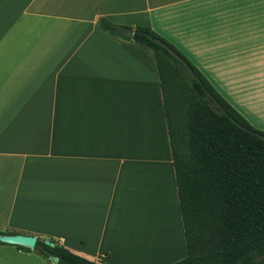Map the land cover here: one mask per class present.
I'll list each match as a JSON object with an SVG mask.
<instances>
[{
    "label": "crops",
    "instance_id": "crops-1",
    "mask_svg": "<svg viewBox=\"0 0 264 264\" xmlns=\"http://www.w3.org/2000/svg\"><path fill=\"white\" fill-rule=\"evenodd\" d=\"M100 16L151 27L213 86L254 85L220 92L264 131V0H0V230L168 264L187 248L156 61ZM0 264L49 263L6 243Z\"/></svg>",
    "mask_w": 264,
    "mask_h": 264
},
{
    "label": "trees",
    "instance_id": "trees-1",
    "mask_svg": "<svg viewBox=\"0 0 264 264\" xmlns=\"http://www.w3.org/2000/svg\"><path fill=\"white\" fill-rule=\"evenodd\" d=\"M98 24L154 54L187 248L186 256L168 264H264V131L151 27L135 25L126 36L120 27L128 26L104 16ZM50 240L54 245L37 237L33 249L13 245L49 264L51 256L56 264H107Z\"/></svg>",
    "mask_w": 264,
    "mask_h": 264
},
{
    "label": "water",
    "instance_id": "water-1",
    "mask_svg": "<svg viewBox=\"0 0 264 264\" xmlns=\"http://www.w3.org/2000/svg\"><path fill=\"white\" fill-rule=\"evenodd\" d=\"M120 32L126 36H132L133 29L129 27L120 28ZM37 236L35 234H24V233H0V241L9 244H17L29 249H33L35 246ZM46 244L54 245V242L49 238L44 239ZM50 261L52 263L57 262V257L51 256Z\"/></svg>",
    "mask_w": 264,
    "mask_h": 264
},
{
    "label": "rangeland",
    "instance_id": "rangeland-1",
    "mask_svg": "<svg viewBox=\"0 0 264 264\" xmlns=\"http://www.w3.org/2000/svg\"><path fill=\"white\" fill-rule=\"evenodd\" d=\"M217 87V88H216ZM214 88L224 97L222 93H225L223 89H227V96H234L236 97L235 99L238 100L239 95H249V93L252 92V90L255 88L254 85L252 84H247V85H235V84H227V85H222L220 84L219 86H214ZM219 89V90H218ZM222 89V90H221ZM222 93H221V92ZM230 91V92H229ZM232 95H231V94ZM242 114V113H241ZM243 115V114H242ZM244 116V115H243ZM245 117V116H244ZM246 118V117H245ZM246 120L255 128L260 129L259 127L255 126L254 124L251 123V121L246 118Z\"/></svg>",
    "mask_w": 264,
    "mask_h": 264
},
{
    "label": "bare ground",
    "instance_id": "bare-ground-1",
    "mask_svg": "<svg viewBox=\"0 0 264 264\" xmlns=\"http://www.w3.org/2000/svg\"><path fill=\"white\" fill-rule=\"evenodd\" d=\"M127 211H128V210H127ZM132 211H133V209H132ZM132 211H131V212H132ZM136 213H137V212H136ZM131 214H133V213H131ZM137 214H138V213H137ZM122 216H123V215H122ZM128 216H129V215H128ZM134 217H135V216H134ZM134 219H135V218H134ZM125 220H126V219H125ZM135 220H137V218H136ZM130 222H131V221H130ZM135 222H136V221H135ZM136 224H137V223H136Z\"/></svg>",
    "mask_w": 264,
    "mask_h": 264
}]
</instances>
